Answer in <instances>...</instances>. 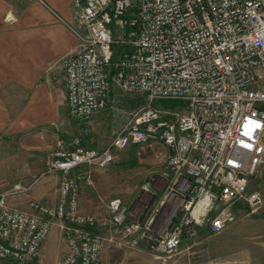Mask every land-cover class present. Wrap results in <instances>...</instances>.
Masks as SVG:
<instances>
[{
  "label": "built area",
  "instance_id": "obj_1",
  "mask_svg": "<svg viewBox=\"0 0 264 264\" xmlns=\"http://www.w3.org/2000/svg\"><path fill=\"white\" fill-rule=\"evenodd\" d=\"M71 31L78 49L63 60L66 115L79 125L58 137L35 179L0 183V264H42L39 250L53 225L65 251L57 264H101L106 248L150 244L153 257L176 259L197 228L223 231L263 203L250 178L264 169V0H75ZM143 92L148 101L103 148L87 147L89 122L111 91ZM153 99L174 100L170 108ZM160 142L166 216L114 196L106 215L79 206L75 174L106 166L116 149ZM58 175V198L31 196L33 184ZM26 195L25 205L13 203ZM195 264V263H191Z\"/></svg>",
  "mask_w": 264,
  "mask_h": 264
},
{
  "label": "rangeland",
  "instance_id": "obj_2",
  "mask_svg": "<svg viewBox=\"0 0 264 264\" xmlns=\"http://www.w3.org/2000/svg\"><path fill=\"white\" fill-rule=\"evenodd\" d=\"M166 100L153 99L151 104L170 108L180 106L178 102L173 104L172 101ZM147 101L148 98L143 92H125L114 87L108 106L98 111L103 112L98 124L93 127L89 122V131L83 139V144L87 147H95L93 143L98 141L101 148L107 146L113 133ZM78 128V123L66 115L63 129H51L49 131L50 143L47 142L48 138L28 141L27 146H31L28 150L31 149V151L27 155H23V163L20 159L17 163L15 162L16 159L5 155L13 146L0 147V151L4 150V153L0 152V176L3 178L2 180L8 182L20 180L27 183L35 179L36 175L46 165L47 155L54 147L56 135L67 139L75 134ZM91 138H95V140L91 142ZM31 143L37 145H31ZM167 155V149L160 142L130 145L123 149H116L113 152L112 160L106 166H93L90 169V183L84 177L87 168L81 167L75 173L80 175L77 178L80 209L84 212L104 216L106 215L105 203L111 197L118 196L126 205L134 207L139 206V199L143 198L145 205L143 211L148 209V213H150L152 209H159L154 220V228H159L166 216V209L161 205V201L166 194V181L162 175L167 164ZM21 165L29 168L25 176L21 174L18 176ZM58 181L56 174L44 176L33 184L31 196L47 204H54L58 198ZM249 190H258L262 195L263 203L254 212H251L247 207H234L237 217L239 216V219L235 221L236 223L240 220L243 221L242 218L246 219L247 223L250 222L249 220L261 223V226L258 223L251 225L248 233L252 232L250 230L264 229V169L250 178ZM26 200L27 196L23 195L12 202L22 206L25 205ZM235 222L230 225L235 224ZM201 229L197 228L195 231L194 236L197 244L194 245L193 250L199 252L207 250L211 255H216L221 250L236 249L235 245H238L240 240L243 245L248 246L247 248H250L249 246L253 243L251 249H262L259 246L264 243V230L263 234L258 236L252 235L241 238L237 236L233 228H227L214 234L206 233L205 227ZM184 244L181 248L185 246ZM65 248L59 227L53 225L48 237L40 247L39 260L42 264H57L64 254ZM153 252L150 244L146 242L138 243L132 247L106 248L102 254L101 264H156L157 260L154 259Z\"/></svg>",
  "mask_w": 264,
  "mask_h": 264
},
{
  "label": "crops",
  "instance_id": "obj_3",
  "mask_svg": "<svg viewBox=\"0 0 264 264\" xmlns=\"http://www.w3.org/2000/svg\"><path fill=\"white\" fill-rule=\"evenodd\" d=\"M74 3L75 0H0V147L13 146L5 155L17 163L19 159L23 163V155L31 151L28 141L48 138L49 142L51 129L64 128L63 60L78 49L77 38L69 27ZM102 114L97 112L92 117L93 127ZM94 140L91 138V142ZM93 145L101 148L98 141ZM28 170L21 165L18 176H25ZM2 179L0 176V183L8 182ZM242 219L227 228H233L241 238L263 234V228L248 233L251 225L258 222ZM183 244L181 249L190 247V253L182 252L174 260L156 259V264H264V243L259 246L262 249H251L253 243L247 248L240 240L236 249L221 250L216 255L193 250L197 244L195 236L185 237Z\"/></svg>",
  "mask_w": 264,
  "mask_h": 264
},
{
  "label": "trees",
  "instance_id": "obj_4",
  "mask_svg": "<svg viewBox=\"0 0 264 264\" xmlns=\"http://www.w3.org/2000/svg\"><path fill=\"white\" fill-rule=\"evenodd\" d=\"M166 101H169V102H171V101H172V102H173V104H174V103H176V101H174V100H166Z\"/></svg>",
  "mask_w": 264,
  "mask_h": 264
}]
</instances>
